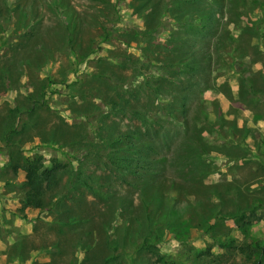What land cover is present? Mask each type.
Returning a JSON list of instances; mask_svg holds the SVG:
<instances>
[{
    "label": "rangeland",
    "instance_id": "obj_1",
    "mask_svg": "<svg viewBox=\"0 0 264 264\" xmlns=\"http://www.w3.org/2000/svg\"><path fill=\"white\" fill-rule=\"evenodd\" d=\"M11 111L0 264H242L225 242L264 240V0H0V140ZM33 161L60 167L41 210Z\"/></svg>",
    "mask_w": 264,
    "mask_h": 264
},
{
    "label": "trees",
    "instance_id": "obj_2",
    "mask_svg": "<svg viewBox=\"0 0 264 264\" xmlns=\"http://www.w3.org/2000/svg\"><path fill=\"white\" fill-rule=\"evenodd\" d=\"M125 44H129L124 42ZM108 79V77H106ZM114 84L118 86V83L113 80ZM52 84V83H51ZM15 111H11V115L8 118V122L5 125L4 135L1 137V142L5 143V146H9L11 144V139L13 134L15 133ZM140 113H136L135 116L138 119H141ZM148 133H151V141L146 144L144 150L145 154L141 156V160H139L140 164H147L150 167V160H149V153L151 151H155L159 148L158 137L157 134H152V130H148ZM132 162V160L130 161ZM19 169L18 166H15L13 170L17 172ZM22 171L25 173V186L27 190L25 192V200L24 204L25 207L30 209H44L46 203L50 200L51 192L58 186V176L60 173V167L54 168L51 170L43 169V166L38 161H33L30 163H25L24 166L21 168ZM89 190H92L90 186H87ZM258 201L252 202L248 212L252 215H256L259 210ZM174 210H171L170 215L174 217ZM245 214V213H244ZM237 218L238 216H225L221 214V211L217 213L218 221H225L229 218ZM210 229H213L212 226H209ZM208 228V229H209ZM245 236H249L248 232H243ZM207 234V232H206ZM209 237L211 234H207ZM215 239L213 236H211ZM148 245L146 244L142 246L141 249H146ZM225 250H227L232 257L240 256L242 258V264H264V240H257V239H250L249 242H242L236 244L235 239H230L223 245ZM149 251L153 252L156 250L148 249ZM117 251V248L114 249ZM175 264L173 261H168L166 258H160L157 263L152 264Z\"/></svg>",
    "mask_w": 264,
    "mask_h": 264
}]
</instances>
